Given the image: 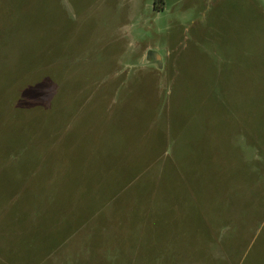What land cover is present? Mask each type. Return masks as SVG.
I'll use <instances>...</instances> for the list:
<instances>
[{"label":"rangeland","instance_id":"rangeland-1","mask_svg":"<svg viewBox=\"0 0 264 264\" xmlns=\"http://www.w3.org/2000/svg\"><path fill=\"white\" fill-rule=\"evenodd\" d=\"M0 264H264V0H0Z\"/></svg>","mask_w":264,"mask_h":264},{"label":"crops","instance_id":"crops-1","mask_svg":"<svg viewBox=\"0 0 264 264\" xmlns=\"http://www.w3.org/2000/svg\"><path fill=\"white\" fill-rule=\"evenodd\" d=\"M154 57H155V55L152 52H148V55H147V57L145 59L146 60L145 61L146 65L150 64V65H154L155 67H156V65H158L157 66L158 69H160V70L163 69L162 61L160 60V58L159 57L154 58ZM242 80H247L246 76L243 75L242 76Z\"/></svg>","mask_w":264,"mask_h":264}]
</instances>
